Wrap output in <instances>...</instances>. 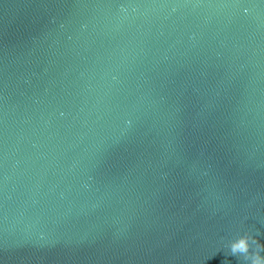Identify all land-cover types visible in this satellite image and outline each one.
Listing matches in <instances>:
<instances>
[{"label":"water","instance_id":"95a60500","mask_svg":"<svg viewBox=\"0 0 264 264\" xmlns=\"http://www.w3.org/2000/svg\"><path fill=\"white\" fill-rule=\"evenodd\" d=\"M248 236L264 0H0V264H251Z\"/></svg>","mask_w":264,"mask_h":264},{"label":"clouds","instance_id":"9594fccd","mask_svg":"<svg viewBox=\"0 0 264 264\" xmlns=\"http://www.w3.org/2000/svg\"><path fill=\"white\" fill-rule=\"evenodd\" d=\"M257 244L251 236L238 239L237 241L230 244V253L232 255H242L245 260L251 262V264H264V257H261L260 251L262 249L258 244L257 251L253 255L250 252L251 246Z\"/></svg>","mask_w":264,"mask_h":264}]
</instances>
